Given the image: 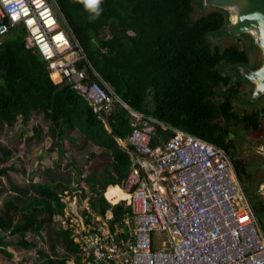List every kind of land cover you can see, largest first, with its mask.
Masks as SVG:
<instances>
[{
    "label": "trees",
    "instance_id": "16d2710c",
    "mask_svg": "<svg viewBox=\"0 0 264 264\" xmlns=\"http://www.w3.org/2000/svg\"><path fill=\"white\" fill-rule=\"evenodd\" d=\"M55 1L72 40L80 45L88 61L78 67L89 63L98 74L94 76L89 69L90 79L111 89L115 97L154 125L152 147L165 143L173 134L162 125L183 130L226 150L242 179L247 163L234 151L231 125H241L248 131L263 129L264 109L243 115L236 112L234 102L239 100L242 86L236 67L253 64L254 47L247 36H237L245 40L244 48L212 47V38L231 36L226 12L213 7L202 11L200 0H95L94 5L89 0ZM25 37L24 28L18 27L0 42V130L14 128L20 120L27 123L34 114H41L50 124L52 147L62 154L65 142L73 144L72 134L80 132L100 149L89 155L85 163L89 175L82 179L95 193L90 204L102 216L112 210L115 221L121 219L130 209L125 203L112 209L104 193L109 186H120L133 164L132 148L128 151L118 142L127 140L133 132L129 109L117 102L110 112H96L70 83L50 73L40 54L27 47ZM258 102L249 98L244 103ZM34 130L39 138L43 129ZM12 155V150L0 144V194L5 189L3 178L10 180V171L14 170L3 166ZM76 170L81 177V169ZM45 174L54 179L32 181L27 187L12 184L17 198L4 203L0 216V230L16 238L12 245L33 248L27 240L29 233L42 238L44 226L56 216L65 215L63 195L72 180L55 179L50 169ZM249 199L263 223L264 200ZM57 235L66 238L70 253H77L70 230L61 228ZM9 245L11 242L0 239V255L11 259ZM55 249L53 245L52 251ZM43 264L72 262L51 256Z\"/></svg>",
    "mask_w": 264,
    "mask_h": 264
},
{
    "label": "built area",
    "instance_id": "2783aa9c",
    "mask_svg": "<svg viewBox=\"0 0 264 264\" xmlns=\"http://www.w3.org/2000/svg\"><path fill=\"white\" fill-rule=\"evenodd\" d=\"M52 1L0 0V42L23 27L27 47L40 54L51 74L70 83L96 112H110L122 102L90 79L89 69L98 74L89 63L78 67L88 61ZM132 125L127 141L133 164L116 186L129 196L120 204L130 210L115 221L112 210L102 216L88 198L83 210L71 205L61 219L78 248L72 264H264V226L232 156L165 125L173 134L154 148L150 127Z\"/></svg>",
    "mask_w": 264,
    "mask_h": 264
},
{
    "label": "rangeland",
    "instance_id": "374dc122",
    "mask_svg": "<svg viewBox=\"0 0 264 264\" xmlns=\"http://www.w3.org/2000/svg\"><path fill=\"white\" fill-rule=\"evenodd\" d=\"M51 2L55 5L52 0ZM59 18L62 27L65 29L68 28L71 33L60 12ZM71 37L73 38V36ZM211 43L212 47H221L224 49L233 45H239L241 48H244L246 42L241 37L227 36L223 38L214 37ZM252 54L254 58L253 64H256L259 53L253 50ZM238 83H242V86L238 95L239 100L234 102L236 112L239 115H243L246 111L249 113L253 111H263L264 97L255 105L245 104L244 102L251 97L253 86L245 83L242 78L239 79ZM116 103L117 102H115V104ZM144 121L145 120H140L139 125L141 127H145L146 122ZM49 126V122L43 115L34 114L27 123H23L20 120L14 128H4L0 130V144L13 151V155L3 166L14 168L13 171H10V180L6 177L3 178L5 189L0 194V216L4 210V203L12 198H17L12 184L20 187H27L32 181L50 182L54 178H50L45 174L47 169L52 171V177H55V179L72 180L69 186L70 189L63 195V199L66 202L65 215L63 218L69 213L71 205L77 204L79 209L83 210L82 208L86 206V198L91 199L95 196L94 191L90 189L89 185L83 184L84 182H82V179L89 175V170L85 165L86 160L91 153H97L100 149L87 141V139L77 131L72 134V136L75 137V142L73 144L69 141L65 142L62 148L64 154H62L59 148L52 147L53 144L49 135ZM148 126L153 127L154 125L150 123ZM36 127H41L43 129L39 138H37L35 134L34 128ZM231 127L233 130L231 138H233L236 146L234 151H236V155H239L240 159L245 160L247 163L246 174L242 179L239 178L238 175L237 178L246 194L252 197V194L258 188L259 180L264 171V160L253 151V145L264 140V125L262 126L263 129L258 131H248L245 130L243 126H237L234 125V123H232ZM121 146L126 149V145L122 144ZM77 167L82 171L81 177H78ZM80 189L84 192L80 191ZM262 222L264 226V218H262ZM62 225H64L63 219L56 216V218L49 221L42 229V238L34 233H29L27 240L34 244V247L30 249L19 246L18 244L12 245V242H14L16 238L8 237L0 230V239L3 238L4 241L11 242L7 250L13 254L11 259L0 255V264H43V262L51 256L68 258L72 263H75L76 255L68 251L66 238L63 235H57ZM53 245L56 246L54 252L52 251Z\"/></svg>",
    "mask_w": 264,
    "mask_h": 264
},
{
    "label": "water",
    "instance_id": "95a60500",
    "mask_svg": "<svg viewBox=\"0 0 264 264\" xmlns=\"http://www.w3.org/2000/svg\"><path fill=\"white\" fill-rule=\"evenodd\" d=\"M199 4L203 11L213 7L226 12L228 33L252 40L254 50L259 53L256 64L239 65L236 71L253 86L251 100H260L264 97V0H200ZM253 151L264 160V140L253 145ZM252 196L264 200V171Z\"/></svg>",
    "mask_w": 264,
    "mask_h": 264
},
{
    "label": "crops",
    "instance_id": "0c3cea01",
    "mask_svg": "<svg viewBox=\"0 0 264 264\" xmlns=\"http://www.w3.org/2000/svg\"><path fill=\"white\" fill-rule=\"evenodd\" d=\"M131 113V115H132V124H140V120H145V119H143L144 118V116L142 115V114H140V113H137V112H135V111H132V112H130ZM140 116H143V117H140ZM148 120H150L151 122H154V123H158L156 120H153V119H150V118H148ZM139 122V123H138ZM144 122H146V125L145 126H147V127H150V126H148V121H144ZM150 129L153 131V133H154V131H155V127L153 126V127H150ZM118 142H119V144L120 145H122V144H124V145H126V150H129L128 149V141L127 140H125V141H122V140H118ZM163 144V143H162ZM161 144V145H162ZM160 145V146H161ZM123 147V146H122ZM124 148V147H123ZM125 149V148H124ZM131 154V153H130ZM132 155V154H131ZM115 187V186H114ZM116 188V187H115ZM117 189V188H116ZM117 191H119L118 189H117ZM107 192V191H106ZM107 198V197H106ZM122 198H124V196L122 197ZM122 198H120L119 200H121ZM108 199V198H107ZM119 200H117L115 203H112V204H116L117 202H119ZM110 202V201H109ZM111 203V202H110Z\"/></svg>",
    "mask_w": 264,
    "mask_h": 264
},
{
    "label": "bare ground",
    "instance_id": "6f19581e",
    "mask_svg": "<svg viewBox=\"0 0 264 264\" xmlns=\"http://www.w3.org/2000/svg\"><path fill=\"white\" fill-rule=\"evenodd\" d=\"M115 187L114 186H110L107 189V192H106V197L108 198L107 200L110 201L111 204L115 203L117 200H119L123 196H124V198H122L121 200H126L129 197L119 187H116L119 191H117V189ZM121 200H119V202H117L116 204H120ZM116 204H114V205H116Z\"/></svg>",
    "mask_w": 264,
    "mask_h": 264
},
{
    "label": "clouds",
    "instance_id": "9594fccd",
    "mask_svg": "<svg viewBox=\"0 0 264 264\" xmlns=\"http://www.w3.org/2000/svg\"><path fill=\"white\" fill-rule=\"evenodd\" d=\"M64 19V18H63ZM68 29V28H67ZM119 99V98H118ZM121 101V100H120ZM122 102V101H121ZM120 103V102H119ZM121 104H123L125 107L127 106L126 104H124L123 102L121 103ZM128 107V106H127ZM126 107V108H127ZM128 109H129V111L131 110L129 107H128ZM131 111H133V110H131ZM128 149H129V146H128ZM129 151V150H128ZM130 153H132V151L130 152ZM110 187V186H109ZM109 187H107V189L109 188ZM107 189H106V191H107ZM106 193V192H105ZM104 193V194H105ZM105 197V196H104ZM106 198V197H105ZM107 200V199H106ZM108 201V200H107ZM119 205V204H118Z\"/></svg>",
    "mask_w": 264,
    "mask_h": 264
},
{
    "label": "snow or ice",
    "instance_id": "6c2138e0",
    "mask_svg": "<svg viewBox=\"0 0 264 264\" xmlns=\"http://www.w3.org/2000/svg\"><path fill=\"white\" fill-rule=\"evenodd\" d=\"M89 3L94 5L95 4V0H89Z\"/></svg>",
    "mask_w": 264,
    "mask_h": 264
}]
</instances>
